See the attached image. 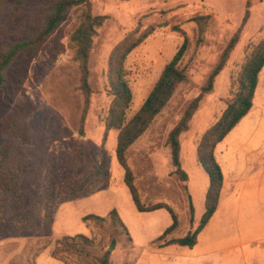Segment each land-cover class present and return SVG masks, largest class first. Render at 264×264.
I'll list each match as a JSON object with an SVG mask.
<instances>
[{
	"label": "rangeland",
	"instance_id": "374dc122",
	"mask_svg": "<svg viewBox=\"0 0 264 264\" xmlns=\"http://www.w3.org/2000/svg\"><path fill=\"white\" fill-rule=\"evenodd\" d=\"M10 1H0V28H6L2 42L23 38L29 32L28 20L37 14L33 0H26V10L12 18ZM90 8L93 15L104 16L105 21L89 54L91 96L85 115L78 67L69 41L77 24L75 17L52 36L49 43L57 51H45L30 62L19 60L12 69V83L0 91V119L25 98L33 105L28 119L33 141L27 166L29 188L33 187L27 199L25 195L19 213L13 209V200L0 198V264H96L106 251L110 253L109 264H263L260 247L264 236V67L258 75L250 112L214 150L224 181L215 214L194 247L164 244L197 226V222L190 223L189 199L195 221L203 213L208 177L197 161L198 146L233 97L247 55L264 38V0H91ZM245 12L248 18L238 43L215 78L212 93L201 101L188 130L180 137L181 167L188 176L185 190L171 174L167 135L186 105L199 94L241 26ZM197 15L210 17L201 43H197L196 26L190 21ZM174 26L182 29L189 40L182 63L187 67V79L130 148L127 158L143 206L165 204L177 218L175 231L158 240L171 225V219L164 210H136L115 159L117 133L106 131L104 126L112 100L108 93V66L114 49L124 40L132 42L153 29L123 63V77L132 94L126 112L129 120L182 43L183 36L172 29ZM24 69L27 75L21 81ZM78 141L84 143L87 153L80 171L83 174L92 172L90 162L99 163L102 149L105 151L103 177L90 196L65 202H59L58 196L50 235L44 236L45 204L40 186L47 177L59 176L66 163L72 165L77 161ZM112 210L121 224L110 215ZM90 214L105 220L84 222L83 217ZM76 235L92 241L85 254L65 252L67 263L53 259L55 242ZM255 241L258 242L252 247Z\"/></svg>",
	"mask_w": 264,
	"mask_h": 264
},
{
	"label": "trees",
	"instance_id": "16d2710c",
	"mask_svg": "<svg viewBox=\"0 0 264 264\" xmlns=\"http://www.w3.org/2000/svg\"><path fill=\"white\" fill-rule=\"evenodd\" d=\"M90 1L45 0L41 3L38 0H33L32 5L37 14L27 22L29 32L25 33L21 39L8 40L7 42L0 41V91H3L12 83V69L19 60L23 59L26 62H30L33 59H38L45 51H52V53L57 51L58 48L54 44L49 43L52 36L63 24L75 17L77 24L70 34L69 41L74 61L78 67L79 88L84 100L83 115H85L91 96L88 68L89 54L93 39L105 21L104 16L91 13ZM9 4L13 12L12 18L14 15L26 10V0H11ZM247 18L248 13L245 12L241 26L229 40L218 62L201 86L199 94L186 105L179 120L167 135L166 144L169 148L171 166L173 167L171 174L184 185L185 190L187 189L185 184L188 182V176L181 167L180 137L182 133L188 130V124L201 101L205 96L212 93L215 78L224 68L231 51L238 43L242 27L245 25ZM209 20V16L202 15L190 18V21L196 26L197 43L202 42ZM172 29L183 36L182 43L172 59L165 65L138 111L129 120L126 119V112L130 107L132 94L123 77V63L127 55L143 43L153 32V29L149 28L132 42L124 40L114 49L108 66V93L112 100L104 124L106 131L117 133L115 159L123 171V183L129 191L136 210L142 213L164 210L171 219V225L163 231L158 240L175 231L177 218L171 208L165 204L143 206L135 183V176L128 166L127 158L130 148L167 106L178 86L187 79V67L182 65V63L189 49V40L182 29L176 26L172 27ZM5 30V27L0 28V39ZM263 67L264 38L247 55L242 64L233 97L225 105L217 121L204 133L200 140L197 150V161L208 177V188L203 203V213L198 218V221L194 219V208L189 199L190 223L197 222V226L193 231H188L180 238L168 240L164 246L194 247L197 244V237L215 214L222 190L223 176L216 162L214 150L240 120L250 112L257 87L258 75ZM26 72L27 69H24L21 74V81L26 77ZM32 112V102L29 98H25L24 102L14 107L8 116L0 119V198L2 200H13V209L16 213H19L25 195L27 199L28 192L33 187L29 188L27 179V166L30 158L29 149L33 141L28 119ZM79 133L82 135L83 131L80 130ZM77 146V161L72 165L66 163L59 176L51 179L47 177L45 182H49V184L42 182L40 186L42 199H44L45 204L43 218L46 224L44 236L50 235L57 197L61 196L58 199L59 202H65L90 196L96 191L100 185L101 177H103L107 163L105 151L102 149L103 153L99 163L92 164L90 162L92 172L83 174L80 171L87 161V153L82 141H78ZM110 215L117 218L121 224L115 210H112ZM89 220L98 223L103 222L105 219L93 214L83 217L84 222ZM74 240H77V242H73ZM91 246L92 241L83 235L64 237L55 242L51 256L55 260L67 263L64 256L65 252L84 255L87 247ZM109 256L110 253L108 251L104 252L97 258L96 264H109Z\"/></svg>",
	"mask_w": 264,
	"mask_h": 264
},
{
	"label": "crops",
	"instance_id": "0c3cea01",
	"mask_svg": "<svg viewBox=\"0 0 264 264\" xmlns=\"http://www.w3.org/2000/svg\"><path fill=\"white\" fill-rule=\"evenodd\" d=\"M237 160H238V158H237ZM237 173H238V171H236L235 172V176L237 175ZM223 184H224V181H223ZM223 184H222V188H223ZM222 191V190H221ZM220 201H221V193H220V197H219V201H218V204L220 203ZM217 208H218V206H217ZM263 226H264V224H263ZM264 229V228H263ZM256 242H258V241H255L254 243H252V247H254L255 246V243ZM262 245H261V247H260V251H261V256L264 258V236H263V238H262ZM254 245V246H253ZM264 264V263H263Z\"/></svg>",
	"mask_w": 264,
	"mask_h": 264
}]
</instances>
